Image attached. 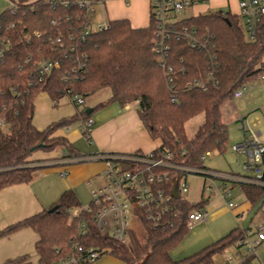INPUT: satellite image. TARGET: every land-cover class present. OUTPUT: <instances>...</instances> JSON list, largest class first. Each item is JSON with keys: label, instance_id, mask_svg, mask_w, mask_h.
Returning <instances> with one entry per match:
<instances>
[{"label": "trees", "instance_id": "16d2710c", "mask_svg": "<svg viewBox=\"0 0 264 264\" xmlns=\"http://www.w3.org/2000/svg\"><path fill=\"white\" fill-rule=\"evenodd\" d=\"M9 1L16 8L0 14V51L4 54L0 60V120L8 128L7 133L0 130V191L33 181L35 172L45 168L48 161L34 159L37 152L52 153L61 149L62 158L71 161L86 156L66 138L53 135L76 122H81L82 127L90 119L87 109L43 131L35 128V101L44 92L57 107L63 97L79 95L85 99L110 88L112 100L125 105L139 104L138 112L151 138L161 141L154 152H170L174 162L190 168L206 169L203 156L227 150L228 128L221 107L226 100L233 99L237 89L259 79L264 64V17L255 41L246 39L241 17L230 11L218 10L182 19L179 24L196 28L198 39L206 47L192 48L185 41L170 43L168 63L177 71L176 100L173 101L153 50L156 27L151 14L146 28H133L126 19L115 20L109 22L107 29L93 32L82 40L78 37L77 20L74 17L67 20L71 10L54 8L45 0H20L19 4ZM54 20L57 26L52 25ZM60 33L65 46H74V51L55 49L53 41ZM71 34L75 38L69 40ZM45 60L59 61L61 65L41 80L38 64ZM211 71L215 73L216 85L207 91L186 89L188 82L205 80ZM200 113L205 114V122L190 140L185 124ZM82 134L90 140V134L85 131ZM241 187L252 208L264 197L263 186L243 183ZM206 205V198L196 203L176 198L174 208L179 218L174 228L162 231L143 221L144 238L140 239L134 232L128 243L101 233L88 217L89 233L76 239L82 218L75 212L83 205L73 191H67L49 209L8 226L0 232V237L26 229L35 232L37 264H52L72 253L76 241L85 246L111 249L123 264H212L216 255L235 247L249 228L244 230L240 226L223 239L175 259L172 251L190 233L188 214L205 209ZM53 208L55 211L49 212ZM13 264H30V259L24 255Z\"/></svg>", "mask_w": 264, "mask_h": 264}, {"label": "built area", "instance_id": "2783aa9c", "mask_svg": "<svg viewBox=\"0 0 264 264\" xmlns=\"http://www.w3.org/2000/svg\"><path fill=\"white\" fill-rule=\"evenodd\" d=\"M150 14L155 21V36L153 50L158 55L160 66L167 80L168 89L172 100H176L175 76L177 71L169 65V52L172 41H185L192 48H205L197 36L196 28L181 26V18L178 15L182 11L193 6L206 3L207 0H150ZM54 8L69 9L72 15L67 20L75 18L78 23V37L84 40L91 33L107 29L109 23L90 21V15L96 12L99 0H45ZM239 16L243 19L245 31L249 41H255L259 24L264 17V0H238ZM16 8L14 5L12 8ZM57 26V21H52ZM76 29V30H77ZM39 35V34H38ZM75 38L73 34L69 40ZM9 43V40H7ZM56 50L74 51L75 47H66L63 34L53 41ZM4 59L3 51H0V60ZM30 57L28 61H30ZM37 64V63H36ZM81 64V63H80ZM59 61H41L38 64L40 79L42 80L53 69H58ZM83 67V65H79ZM259 81L264 83V64L261 66ZM184 67L180 71H184ZM217 84L214 71L208 73L205 80L190 81L186 89H200L207 91ZM247 86L237 89L233 94V100L238 104L242 101ZM70 97L74 105L85 106L86 101L82 96ZM262 112L257 117L246 115L239 119L245 137L241 143H235L230 150L246 157L244 170L251 173L250 176H236L232 173L208 169H195L174 162L170 152L134 153L131 155H100L85 156L72 160L81 162L89 160H105L103 171V183L91 191V202L82 206L75 212L82 218L79 226V235L75 238L85 237L89 233L88 217L101 233L121 243H128L132 233L142 230L143 221H147L155 228L172 229L175 227L179 214L175 211L173 194L175 186L180 198L189 191L188 178L197 175L203 179L204 191H219L221 197L226 200L231 196V191L226 189L225 183L231 182L255 184L264 187V143L261 141V133L256 130L260 123ZM6 127L0 120V129ZM93 121L88 119L82 124V131L91 135ZM208 152L205 157L209 156ZM221 188H224L222 191ZM226 189V190H225ZM227 206L235 208L236 204L227 201ZM255 219V218H254ZM208 220L206 209L192 211L188 214L187 227L189 230L196 225ZM253 220L249 231L235 246V252L221 258L217 264H263L259 257V249L264 246V204L261 210V219ZM111 231V234L109 233ZM111 249H100L94 246H85L80 241L73 245V252L54 261L52 264H94Z\"/></svg>", "mask_w": 264, "mask_h": 264}, {"label": "crops", "instance_id": "0c3cea01", "mask_svg": "<svg viewBox=\"0 0 264 264\" xmlns=\"http://www.w3.org/2000/svg\"><path fill=\"white\" fill-rule=\"evenodd\" d=\"M100 4L104 7L110 21L126 19L136 29L146 28L150 24V0H131L129 7H124L123 0H99L97 5ZM231 4L234 6V11L231 10ZM13 5L9 0H0V14L12 8ZM218 10L230 11L232 14L239 15L238 0H207L204 4L200 3L193 6L189 11H192L190 17H194ZM105 90H108V88L90 96L88 99L89 104L87 101L83 107H76L68 96L61 98L58 106L54 107L47 93L39 94L35 101L33 118L35 128L43 131L51 124L72 118L78 115L80 111L87 109V111H90V119L93 121L91 138L88 140L89 147H82L81 145L83 135L81 122H76L68 128L61 129L53 136L66 138L78 151L82 152L79 151L82 155L86 156L147 154L157 150L161 146V141L151 138L139 117L137 104H121L116 100H112V95L95 102L93 96H98ZM246 90L242 101L239 102L241 103L239 108L241 112L236 116V123H239V119L246 115L253 118L262 112L256 130L261 133L260 139L264 143V83L257 80L247 85ZM238 128L241 133L240 137L236 138V144L241 143L245 137L240 123ZM0 130L3 133L8 132L7 127ZM63 154V150H60L59 155L55 152H37L35 159L48 161L43 170L39 169L35 172L33 181L27 184L10 186L0 191V205L5 208V212L9 214L13 221L27 218L33 215V211H36V214L42 212L47 207L54 205L67 191H73L81 204L91 200V191L103 183V180L102 182H97V180L100 177L103 178L105 160L71 162L69 159L62 158ZM235 154H237V160L240 161V171L236 172L231 169L227 173L236 176H250L251 173L244 170L246 157L240 153ZM220 183L221 185L223 183L227 185L228 182L220 181ZM232 184L235 186L237 184L242 190V182L236 181ZM223 189L221 188L222 191H224ZM241 192L243 201L240 199L235 202L232 199V192L231 196L224 200L220 192L215 191L217 200L212 205H210L211 197L203 196L202 198L207 199L205 209L208 211V220L190 230L192 232L189 237H185L180 246L172 251L173 257L177 260L187 257L223 239L242 226L252 205L247 201L243 191ZM227 201L235 203L236 207L233 209L228 207ZM234 251L235 247H232L227 249L225 253L216 255L212 264H217L221 258L234 253ZM259 257L264 264V246L259 249Z\"/></svg>", "mask_w": 264, "mask_h": 264}, {"label": "rangeland", "instance_id": "374dc122", "mask_svg": "<svg viewBox=\"0 0 264 264\" xmlns=\"http://www.w3.org/2000/svg\"><path fill=\"white\" fill-rule=\"evenodd\" d=\"M29 1H26V2H29ZM14 2L15 4H19L20 0H15ZM130 3H131V0H123L124 7H129ZM189 10L190 9L182 11L180 15H178V18H181V19L189 18L192 15L191 14L192 11H189ZM231 10L234 11V6L232 4H231ZM90 16H91L90 21H95L98 23H108L110 21L104 11V7L102 6V4L97 5L96 12L94 14H91ZM240 22L245 32L246 39L248 40L247 33L245 31L244 21L242 18H240ZM108 95L113 96V91L110 88H108V90L102 91L100 94H98V96H93V99H95V102H99L100 100H103L104 97ZM89 97L85 98V101L86 102L88 101V104H89V100H88ZM135 104H137V107H139L138 103H135ZM240 107H241V103L237 104L236 101H234L233 99L226 100L222 104L221 110H222L223 121L227 124L228 137H229L228 144H227V150L222 154H220L217 151H214V152H211L209 156L205 157L204 165L206 169L209 168L208 170L220 171L224 173L230 172L231 169L235 170L236 172L240 171V161L237 160V157H236L237 154L233 153L230 150L231 146L236 143V138H239L240 133H241L238 128L239 123H236V116L238 113L241 112L239 110ZM139 117L141 119L140 113H139ZM204 122H205L204 113H200L186 122L185 131H186L187 137L190 140L195 137V135L197 134L200 127L204 124ZM81 145L82 147H89L88 140L84 135H82ZM60 150L61 149L55 150L54 151L55 154L59 155ZM35 157H37L36 154L35 156H33V158L35 159ZM43 169L44 168L40 170H43ZM102 180L103 178L100 177L97 180V182H102ZM218 183L221 185L220 182ZM188 184H189V191L188 193L183 195L184 198L190 200L191 202L196 203L203 196H206V197H211L210 205H212L213 203L214 204L216 203L217 193H215V191L211 193L205 192L204 182H203V179H201V177L197 175L190 176L188 178ZM226 186H227L226 189H229V190L231 189L232 197H233L232 199L235 202L240 199L243 201V196L241 192L242 190L237 184L235 186L231 182H228ZM90 201L91 200H89V202L82 204V205H87L90 203ZM49 208L50 207H47V209ZM33 212H34L33 215L37 213L36 211H33ZM260 219H261V212H259L256 215L255 221H258ZM18 221L19 220L13 221L11 217L9 216V214L5 212V208L1 207L0 205V232L4 231L8 226ZM109 233L111 234V231ZM190 233L186 237H189ZM137 234L140 239L144 238L143 231L138 230ZM37 239H38V235L30 229H26V230L14 233L10 236L0 237V264H13L14 261H16L19 257L24 256V255L28 256V258L30 259V264H37L38 256L35 252V241ZM231 254L232 253H230L229 255ZM94 264H123V262H121L114 254H112L111 252H108L102 255V257L99 258Z\"/></svg>", "mask_w": 264, "mask_h": 264}, {"label": "water", "instance_id": "95a60500", "mask_svg": "<svg viewBox=\"0 0 264 264\" xmlns=\"http://www.w3.org/2000/svg\"><path fill=\"white\" fill-rule=\"evenodd\" d=\"M88 114H90V111H87ZM173 194L174 196L178 199L180 198V195L178 194L177 192V188L175 186V189L173 191ZM263 204H264V197L261 198V200L259 201V203L254 206L250 211L249 213L247 214L246 218H245V221L242 225V228L244 230H247L250 226V224L252 223V221L254 220V218L256 217V215L261 211L262 207H263ZM56 208H53L51 209L49 212H53L55 211Z\"/></svg>", "mask_w": 264, "mask_h": 264}]
</instances>
